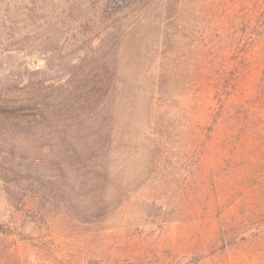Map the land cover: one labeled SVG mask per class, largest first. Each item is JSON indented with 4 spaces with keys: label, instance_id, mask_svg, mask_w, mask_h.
I'll list each match as a JSON object with an SVG mask.
<instances>
[{
    "label": "rangeland",
    "instance_id": "1",
    "mask_svg": "<svg viewBox=\"0 0 264 264\" xmlns=\"http://www.w3.org/2000/svg\"><path fill=\"white\" fill-rule=\"evenodd\" d=\"M0 264H264V0H0Z\"/></svg>",
    "mask_w": 264,
    "mask_h": 264
}]
</instances>
